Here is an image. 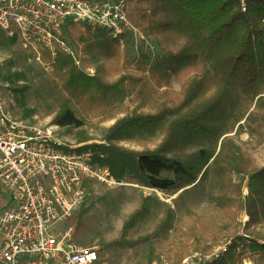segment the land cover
Returning a JSON list of instances; mask_svg holds the SVG:
<instances>
[{"label":"trees","instance_id":"obj_1","mask_svg":"<svg viewBox=\"0 0 264 264\" xmlns=\"http://www.w3.org/2000/svg\"><path fill=\"white\" fill-rule=\"evenodd\" d=\"M129 1L131 20L146 38L160 47L165 44L161 53L146 50L132 59L123 56V48L135 37L130 29L117 38L104 29L86 26L81 31L76 23L67 22L63 38L84 56L117 64L125 60L139 75L122 73L108 81L99 72H86L74 52L59 49L54 56L45 52L67 100L83 114L78 117L66 108L53 119L61 127H84L88 116L116 118L115 107L129 97L131 87L136 88L134 108L107 130L104 142L66 150L92 152L93 163L108 167L119 182L167 193L196 185L212 169L218 183L213 201L227 209L234 225L217 223L206 234L216 241L231 228L243 226L246 236L237 235L227 251L209 264H243L247 249L254 264H264V166L257 168L241 146L225 136L231 122L244 128V121L251 131L264 130V0ZM133 13L139 14L140 26ZM19 41L18 32L10 34L0 27V44L13 47ZM181 75L185 79L176 92L171 80ZM156 138L159 142L150 147ZM124 142L142 148L126 147ZM237 173L239 182L232 178ZM245 183L248 196L241 209L234 208L232 193L240 194ZM149 210L140 208L136 219ZM242 211L249 216L244 224ZM133 219L125 223L124 233ZM187 248L173 246L177 263L190 252Z\"/></svg>","mask_w":264,"mask_h":264},{"label":"rangeland","instance_id":"obj_2","mask_svg":"<svg viewBox=\"0 0 264 264\" xmlns=\"http://www.w3.org/2000/svg\"><path fill=\"white\" fill-rule=\"evenodd\" d=\"M135 4V1L132 2L133 6ZM133 14L139 24L137 25L140 26L139 14ZM76 24L79 30L86 29V25ZM133 35L135 37L130 40L127 48H123L125 49L123 56L127 58L132 59L146 50L158 54L161 53L162 47H165V44L160 47L155 40L146 38L140 27H137V32ZM144 39L145 43H143ZM71 44L70 49L76 54L78 63L89 74L99 72L108 81L116 80L122 73L139 75V71L131 68L124 59V62L121 61L119 64L105 62L99 56H84L78 53ZM36 55V52L24 46L22 41L17 42L13 47L0 44L2 94L16 118L45 127L53 126L58 136L67 144L77 148L85 144L104 142L107 130L117 119L124 117L134 108L132 98L136 88L131 87L129 97L115 107L114 119L88 116L85 126L81 128L61 127L54 124L53 119L66 108L72 109L78 117L83 114L73 101L67 100L66 93L60 88L52 72L50 57L39 59ZM184 79V75L178 78L172 77V88L176 92H180ZM30 111L34 114L26 118V113ZM254 111L257 110L253 109ZM241 123L244 124V128L231 122L225 136L232 137L235 143L250 156L257 168L263 167L264 130L251 131L244 121ZM81 139L85 141H80ZM158 142L159 138H156L149 146L153 148ZM122 144L130 148H142L129 142ZM209 171L208 175L196 185L187 186L174 193L126 182L117 187L97 181L90 182L88 197L61 225L59 231L62 234L69 232L71 242L77 245L98 246L101 260L106 262L104 264H144L152 254L151 262L145 264H159L165 260L171 264H180L185 257L196 251L207 255L218 250L220 246L228 245L229 248L237 235H243L244 232L241 230L243 226L231 228L225 237H220L221 239L216 241L206 234L210 227H214L217 223L234 225L233 217L227 209L213 201L218 192V183L215 172L212 169ZM232 178L239 182L241 177L237 173ZM248 193L247 183L242 186L240 194L233 192L232 207L241 209ZM8 201L9 193L0 186V215L7 209ZM144 206L150 208L149 213L136 219L135 214ZM131 218H134L133 225L131 227L128 225L130 228L124 233L125 223ZM240 219L244 224L249 216L242 211ZM118 241L134 242V245L122 246L116 243ZM175 245H185L188 247V252L190 251L178 263L174 257ZM146 253L148 256H145ZM247 262L254 264L249 249L243 253V264Z\"/></svg>","mask_w":264,"mask_h":264},{"label":"built area","instance_id":"obj_3","mask_svg":"<svg viewBox=\"0 0 264 264\" xmlns=\"http://www.w3.org/2000/svg\"><path fill=\"white\" fill-rule=\"evenodd\" d=\"M129 0H0V27L18 32L24 46L44 59L59 49L73 53L63 38L67 22L82 23L124 37L137 32ZM123 42V41H122ZM0 82V186L9 193L0 215V264H104L98 246L71 242L61 225L88 197V184L117 187L106 166L93 163L90 151L75 149L45 127L16 118ZM228 245L205 255L193 252L180 264H209ZM159 264H171L161 261Z\"/></svg>","mask_w":264,"mask_h":264},{"label":"bare ground","instance_id":"obj_4","mask_svg":"<svg viewBox=\"0 0 264 264\" xmlns=\"http://www.w3.org/2000/svg\"><path fill=\"white\" fill-rule=\"evenodd\" d=\"M246 264H251V263H248V262H247Z\"/></svg>","mask_w":264,"mask_h":264}]
</instances>
